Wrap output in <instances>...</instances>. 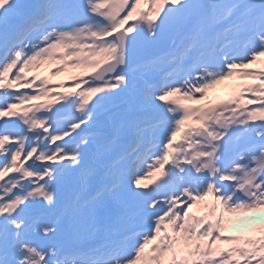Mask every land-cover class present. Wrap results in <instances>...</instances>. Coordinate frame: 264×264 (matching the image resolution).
I'll use <instances>...</instances> for the list:
<instances>
[{
  "label": "snow or ice",
  "instance_id": "6c2138e0",
  "mask_svg": "<svg viewBox=\"0 0 264 264\" xmlns=\"http://www.w3.org/2000/svg\"><path fill=\"white\" fill-rule=\"evenodd\" d=\"M257 63L264 0H0V264H264V219H233L264 211ZM52 64L84 71L28 75ZM125 105L101 170L81 126Z\"/></svg>",
  "mask_w": 264,
  "mask_h": 264
},
{
  "label": "bare ground",
  "instance_id": "6f19581e",
  "mask_svg": "<svg viewBox=\"0 0 264 264\" xmlns=\"http://www.w3.org/2000/svg\"><path fill=\"white\" fill-rule=\"evenodd\" d=\"M177 43H179V40H177ZM57 66H58V64H52V65L46 66L45 68L41 69L38 72V74H40L43 71H45L46 73H49V68H55ZM83 71L84 70H82V69H69V71L66 72L65 75L66 76L79 75V74H82ZM236 81L237 80H233V79L230 80L231 83L236 82ZM227 83H228V81H227ZM239 86H242V85H239V84L235 85V87L233 89H231V91L233 92L234 90H237ZM71 90H73V89H69L67 87L59 89L60 92L71 91ZM35 102L36 103H32V104L51 103V104L54 105V102L51 101V100H49V101H35ZM119 109H117V110H119ZM69 115H79V114L78 113H72V110H71ZM123 119H125V118H123ZM116 122H118V121L114 120L113 124L116 123ZM106 124H107L106 121H104L103 123H99L98 122L96 125L93 126V128L102 130L103 128H106ZM70 140H72V138ZM147 181L148 180L143 181V182L146 183ZM247 217H255L256 218V223L259 224L261 222V220L264 219V211L257 212V213L239 214L238 216L234 217L233 219L234 220H243V219H246ZM237 232H242V233L247 234L246 229L243 226H241V225H236V226L230 228L229 231L226 232V234L232 235V234L237 233Z\"/></svg>",
  "mask_w": 264,
  "mask_h": 264
},
{
  "label": "rangeland",
  "instance_id": "374dc122",
  "mask_svg": "<svg viewBox=\"0 0 264 264\" xmlns=\"http://www.w3.org/2000/svg\"><path fill=\"white\" fill-rule=\"evenodd\" d=\"M69 69H67L65 72H62L60 75L58 76H50L51 80L54 81V84H61V83H65L67 84L69 82V77L70 76H66L65 73L68 72ZM37 75L38 73H29L28 75L31 76V75ZM39 75V74H38ZM34 101L30 102V103H33ZM245 233H242V232H237V233H234L232 235H244Z\"/></svg>",
  "mask_w": 264,
  "mask_h": 264
},
{
  "label": "water",
  "instance_id": "95a60500",
  "mask_svg": "<svg viewBox=\"0 0 264 264\" xmlns=\"http://www.w3.org/2000/svg\"><path fill=\"white\" fill-rule=\"evenodd\" d=\"M152 54H158V50L157 51H155V52H153ZM151 55V54H150ZM146 58H148V57H145V59ZM64 114H66V112L65 113H62L61 115H64Z\"/></svg>",
  "mask_w": 264,
  "mask_h": 264
}]
</instances>
